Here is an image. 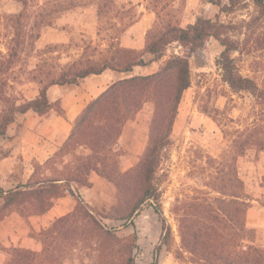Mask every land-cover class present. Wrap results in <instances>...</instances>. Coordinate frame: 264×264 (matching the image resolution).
<instances>
[{
    "label": "rangeland",
    "instance_id": "obj_1",
    "mask_svg": "<svg viewBox=\"0 0 264 264\" xmlns=\"http://www.w3.org/2000/svg\"><path fill=\"white\" fill-rule=\"evenodd\" d=\"M19 1L0 0V69L14 58L0 77V90L12 100L31 99L42 87L89 63L99 64L105 59L122 63L138 55L121 48L120 43L140 16L141 10L134 4L140 0H112L117 17L108 21L99 20L96 7L87 4L64 10V4L57 0H24L25 5ZM219 1L228 4V0ZM144 2L145 8L160 12L146 35L147 42L162 32L168 22L191 24L199 17L212 19L216 13V7L207 0ZM13 15L19 17V43L13 41ZM133 16L135 21L126 26ZM221 19L233 25L231 33L223 37L237 45V51L230 55L239 75L252 79L264 90V17L251 2L245 1ZM177 49L171 45L165 55L170 56ZM221 50L217 42L210 40L188 58V97L177 109L180 115L173 122L169 144L156 154L158 167L150 187L156 190L164 231L150 201L129 221L120 220L124 212L116 198L106 211L91 210L94 222L88 218L87 209L79 205L68 219L73 222L53 242L59 257L55 264H125L133 248L134 233L135 264H151L155 247L160 248L158 264H200L188 249V232H193L190 228L204 215L207 204L214 208V214H218L217 207L225 209L233 223L236 197L241 192L239 182L249 205L247 211H252L251 223H247L245 214L249 238L264 249V104L249 93L231 92L222 81L218 65ZM7 107L9 104L0 101V121ZM138 108L129 120L140 110L152 117V103L142 101ZM121 131L122 128L116 134L118 139ZM239 143L246 144L238 148ZM71 146L79 145L72 142ZM123 154V147L116 151L117 171Z\"/></svg>",
    "mask_w": 264,
    "mask_h": 264
},
{
    "label": "trees",
    "instance_id": "obj_2",
    "mask_svg": "<svg viewBox=\"0 0 264 264\" xmlns=\"http://www.w3.org/2000/svg\"><path fill=\"white\" fill-rule=\"evenodd\" d=\"M54 1V0H52ZM62 3L63 9L78 8L79 4L96 7V17L105 21L115 19L114 4L112 0H57ZM249 1L256 11L264 17V0H228V4H222L219 0H207L217 8L214 17L197 18L192 25L185 29L179 28L168 22L162 32L153 36V40L147 42L142 54H138L133 60L116 62L114 59H105L99 64L89 63L83 69L74 73L63 75L58 81H52L42 87L36 99L17 104L16 99L6 97L0 90V101L9 104L3 110L0 121V137L5 135L6 127L14 118L29 111L36 114H44L48 108L46 90L52 85H77L83 79L101 75L105 71L130 72L134 66H145L143 54L151 55L152 60L162 56L169 43L176 42L184 49L185 56H173L167 61L160 71L150 77L128 78L109 87L96 99L88 103L83 112L74 122L69 145L72 142L90 151V156L82 164L75 166L72 171L64 173V177L70 175L77 180H82V173L95 171L103 178L111 182L116 189V203L123 210L124 215L120 220H131L145 202L158 216L161 221V230L164 231L162 212L158 204L156 190L150 187L151 177L154 176L158 167L159 150L167 146L171 135L172 125L177 115L178 104L182 93L189 88L188 58L192 53L205 48L210 39L215 40L221 47L218 57V65L221 68L222 81L229 87L231 92H246L264 104V90L259 89L256 83L249 78L239 75L231 53L237 51L234 41L224 39V34L231 33L233 25L222 21L221 17L233 13L242 2ZM25 5L24 0L19 1ZM82 2V3H81ZM58 5L57 7H60ZM54 14V11L53 13ZM49 15V14H48ZM114 15V16H112ZM42 19L43 15L38 16ZM16 35L14 43H19V20L18 16H11ZM135 21L134 16L129 18L130 26ZM14 58L9 59L4 69H0V77L5 74ZM152 103V117L148 127V142L140 162L125 173L117 171L115 154L117 148L118 131L125 121L129 120L132 112L139 109V105L145 101ZM246 144V143H242ZM238 144V148L242 146ZM137 169V170H136ZM67 182V179H65ZM241 192L235 208L234 222L228 219L225 209L216 208L218 214H214V208L207 204L195 224L188 232V249L191 255L197 258L200 264H264V249L253 244L249 238V230L245 224V214L249 207ZM38 195L41 191H38ZM77 206H86L79 194H74ZM133 202L131 203V200ZM131 205V206H129ZM76 206V208H77ZM76 211V209H75ZM74 211V212H75ZM88 218L91 219V211ZM73 214V213H72ZM71 217H63L56 220L47 230L42 231L38 238L41 243V251L31 252L22 249H12L8 252L6 264H55L59 259L56 255L58 249L53 245L61 235ZM221 217V218H220ZM131 254L125 264H135L133 250L137 249V235L132 237ZM159 247L153 251L152 263L158 264ZM111 255V254H109ZM107 259L109 258L106 254Z\"/></svg>",
    "mask_w": 264,
    "mask_h": 264
},
{
    "label": "crops",
    "instance_id": "obj_3",
    "mask_svg": "<svg viewBox=\"0 0 264 264\" xmlns=\"http://www.w3.org/2000/svg\"><path fill=\"white\" fill-rule=\"evenodd\" d=\"M134 4L141 10L140 16L127 29L120 46L142 54L146 35L158 20L160 12L145 8L144 0ZM194 22L175 25L185 29ZM171 45H176L178 49L170 56H185L182 46L172 42L166 48ZM166 48L162 56L155 60L151 55L143 54L147 64L134 66L130 72L108 70L101 75L87 77L77 85L48 86L46 96L49 108L44 114L29 111L16 116L7 125L5 135L0 137V264H6L8 252L12 249L40 252L39 234L56 220L74 213L77 206L74 194H79L90 211L103 212L112 207L116 189L97 172H83L81 181L72 175L69 178L63 175L90 156L88 149L69 145L74 122L90 101L112 85L124 79L145 78L158 73L170 58L165 55L168 52ZM188 89L181 95L179 109L188 97ZM39 92L28 100L18 101L15 98L16 103L36 99ZM150 120V113L140 110L134 119L123 125L116 145V151L121 147L124 150L118 161L119 173L132 169L143 154ZM38 191L41 194L38 195ZM246 220L247 223L253 220L251 210L247 211Z\"/></svg>",
    "mask_w": 264,
    "mask_h": 264
}]
</instances>
